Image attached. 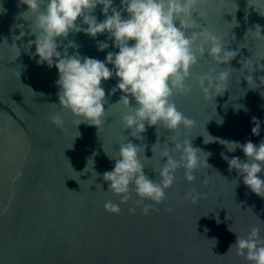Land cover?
Segmentation results:
<instances>
[{
    "label": "water",
    "instance_id": "water-1",
    "mask_svg": "<svg viewBox=\"0 0 264 264\" xmlns=\"http://www.w3.org/2000/svg\"><path fill=\"white\" fill-rule=\"evenodd\" d=\"M120 3L113 0L118 10ZM101 9L97 6L92 13L98 22L105 18ZM27 10L20 0H0V264H248L229 249L237 238L234 232L246 235L258 226L264 237V198L253 193L236 170L229 171L221 156L245 160L243 151L229 152L219 140L257 145L264 140V39L253 32L259 25L264 35V0H200L193 13L197 28L214 31L228 50L238 53L230 65H221L233 69L227 91L215 98V104L205 101L198 87L189 96L173 98L196 122L187 131L181 129L180 138H190L193 147L210 153L211 168H201L192 183L178 171L166 199L148 215L140 208L129 212L135 195L120 204L118 215L105 210L106 200L119 203L118 196L106 192L108 183L102 178L115 165L106 153L115 156L124 141L141 146L145 174L155 179L152 168L159 166L160 149L172 133L160 130L161 144L153 149L154 155L156 126H146L142 140L130 135L121 120L125 110L116 104L123 93L108 94L118 83L115 75L102 82L107 101L104 124L99 129L77 126V118L59 105L58 70L37 63L34 44L28 49L35 36L30 34L33 15H21ZM77 24L87 27L79 18ZM70 41L78 47H68L69 55L104 61L108 52H118L108 33L93 39L82 31L70 32L67 38H57L58 51L63 53ZM100 41L109 47L98 50ZM215 68L206 55L192 71ZM130 102L135 104L131 98ZM55 114L62 117V128L51 122ZM253 117L260 122L259 136L251 131ZM208 134L216 142L204 143V138L212 139ZM89 159L99 176L92 174L91 162L87 167ZM258 175L264 179V171ZM192 189L206 198L193 204L185 198Z\"/></svg>",
    "mask_w": 264,
    "mask_h": 264
},
{
    "label": "clouds",
    "instance_id": "clouds-1",
    "mask_svg": "<svg viewBox=\"0 0 264 264\" xmlns=\"http://www.w3.org/2000/svg\"><path fill=\"white\" fill-rule=\"evenodd\" d=\"M20 3L27 5L28 9L21 15L31 13L34 17L30 34L35 39L28 42V49L34 44L35 53L32 55L39 57L37 63H46L49 68L54 66L58 70L59 105L77 118V126L84 123L99 129L104 124L107 101L102 82L115 75L118 83L108 94L112 95L117 90L123 93L116 104H121L125 110L121 120L124 128L131 129L130 135L142 140L146 126H156L157 142L152 147L154 155L153 149L161 144L160 130L172 133L160 149L159 166L152 168L155 179L145 174V165L140 159L141 146L124 141L119 144L115 156L105 152L110 160L115 161L113 170L102 174L103 181L108 183L106 192L119 197V203L105 201L106 211L118 215L120 204L128 203L135 195V206L129 208V212L134 214L140 208L143 214L148 215L150 211L157 210L155 205L166 199L167 190L176 182L178 171L183 170L184 179L192 183L196 180L195 173L201 168H211L208 164L210 153L193 147L190 138H180L181 129L187 131L196 122L177 108L173 98L178 94L189 96L193 88L198 87L203 99L214 103L217 96L227 91V82L232 75L229 69L233 68H222L221 65H230L238 53L228 50L223 38L214 31L201 26L197 28L193 13L197 12L200 0H121L119 10L113 6V0H46V3L45 0H20ZM97 6H102L103 21L98 22L92 15ZM78 18L87 25L86 28L77 24ZM81 31L93 39L98 34L108 33L112 46L118 52H108L104 61L82 57L79 53L69 55L68 47H78L72 41L64 46L63 53L58 51L57 38H67L70 32ZM253 32L258 39H264L259 25ZM23 35L21 32L16 39ZM97 47L104 51L109 44L100 41ZM206 55L216 68L194 74L192 70ZM107 65H112V69ZM260 70L264 71V65ZM50 120L62 128L63 119L59 114L51 116ZM252 122L255 125L252 134L259 136L260 122L255 117ZM209 137L212 139L206 141L204 138V143L216 142V138ZM169 143L173 146L169 147ZM219 143L229 152L243 151L245 160L239 157L229 159L224 153L221 156L228 163L229 171L236 170L243 183L264 198V179L258 175L264 171V140L258 145L251 141L241 144L219 140ZM200 153H204L206 159H202ZM89 162L92 174L99 176L93 170L94 160L89 159L87 167ZM87 167L84 172H87ZM233 181L238 184L237 179ZM204 183L207 184V180ZM98 186L101 189L102 186ZM185 198L195 204L206 198V194L192 189ZM167 211L171 213L173 210L169 208ZM229 230L232 231L231 227ZM234 233L237 238L229 251L234 249L235 254L248 264H264V237L260 227H250L246 235Z\"/></svg>",
    "mask_w": 264,
    "mask_h": 264
}]
</instances>
